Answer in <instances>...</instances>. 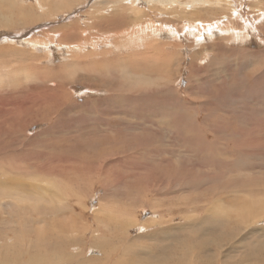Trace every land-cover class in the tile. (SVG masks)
<instances>
[{
  "label": "rangeland",
  "instance_id": "rangeland-1",
  "mask_svg": "<svg viewBox=\"0 0 264 264\" xmlns=\"http://www.w3.org/2000/svg\"><path fill=\"white\" fill-rule=\"evenodd\" d=\"M20 1L0 0V264L95 256L113 226L151 264H264V0Z\"/></svg>",
  "mask_w": 264,
  "mask_h": 264
},
{
  "label": "bare ground",
  "instance_id": "bare-ground-1",
  "mask_svg": "<svg viewBox=\"0 0 264 264\" xmlns=\"http://www.w3.org/2000/svg\"><path fill=\"white\" fill-rule=\"evenodd\" d=\"M23 1V0H22ZM22 1H20V2H22ZM39 1V3H41L42 4V2L40 1V0H38ZM124 1V0H123ZM136 1H138V0H136ZM183 1V0H182ZM195 1V0H194ZM134 2H135V0H134ZM218 2V1H217ZM216 2V3H217ZM19 3V2H18ZM24 3V2H23ZM132 3V2H131ZM130 3V9L132 10V8H131V5H135L136 4V2H135V4H131ZM138 3H139V1H138ZM260 3V2H259ZM21 4V3H20ZM122 4V3H121ZM128 4V3H127ZM252 4V3H251ZM110 5V4H109ZM112 5V4H111ZM123 5H124V3H123ZM188 5V4H187ZM191 5V4H190ZM235 5V4H234ZM41 6V5H40ZM132 6V7H133ZM136 6H137V4H136ZM255 7V6H254ZM126 8H127V6H126ZM9 9V8H8ZM140 9V8H139ZM235 9V8H234ZM253 10V9H252ZM117 11V10H116ZM260 11V10H259ZM105 13V12H104ZM99 14V13H98ZM263 14V13H262ZM262 20V19H261ZM8 23H10V22H8ZM145 23V22H144ZM160 25V24H159ZM263 25V24H262ZM112 26V25H111ZM119 26V25H118ZM153 26V25H152ZM151 26V27H152ZM41 27V26H40ZM136 27V26H135ZM134 27V28H135ZM165 27H166V25H165ZM191 27V26H190ZM155 28V27H154ZM153 28V29H154ZM132 29V28H131ZM142 29V28H141ZM171 29V28H170ZM93 30V29H92ZM134 30V29H133ZM164 30V29H163ZM94 31V30H93ZM132 31V30H131ZM142 31H143V29H142ZM71 32V31H70ZM97 32V31H96ZM87 33V32H86ZM97 34V33H96ZM112 34V33H111ZM117 34V33H116ZM130 34H132V33H130ZM129 34V35H130ZM136 34V33H135ZM125 35V34H124ZM176 35V34H175ZM225 35V34H224ZM246 35V34H245ZM146 36V35H145ZM121 37V36H120ZM140 37V36H139ZM151 37V36H150ZM33 38V37H32ZM155 38V37H154ZM223 38V37H222ZM225 38V37H224ZM85 39V38H84ZM105 39V38H104ZM121 39V38H120ZM144 39V38H143ZM152 39V38H151ZM8 40V39H7ZM83 40V39H82ZM155 40V39H154ZM222 39L220 38V41H221ZM79 41V40H78ZM111 41V40H110ZM152 41V40H151ZM102 42V41H101ZM39 43V42H38ZM225 43V42H224ZM73 44V43H72ZM77 45V44H76ZM85 45V44H84ZM152 45H153V43H152ZM78 46H79V44H78ZM83 47V46H82ZM32 48V47H31ZM79 48H81V47H79ZM9 49V48H8ZM38 49V48H37ZM51 50V49H50ZM38 51V50H37ZM33 52V51H32ZM46 52V51H45ZM74 53V52H73ZM72 53V54H73ZM233 54V53H232ZM82 55V54H81ZM45 56H46V54H45ZM48 56V55H47ZM90 56V55H89ZM217 56V55H216ZM234 56V55H233ZM256 56V55H255ZM259 57V56H258ZM69 58V57H68ZM152 58V57H151ZM172 58H173V56H172ZM256 58V57H255ZM72 59V58H71ZM76 59V58H75ZM216 59V58H215ZM67 60V59H66ZM95 60V59H94ZM212 62V61H211ZM16 63V62H15ZM30 63V62H29ZM248 63V62H247ZM49 65V64H48ZM47 69V68H46ZM190 71V70H189ZM257 72V71H256ZM36 73V72H35ZM71 74V73H70ZM264 74V73H263ZM8 75V74H7ZM65 76V75H64ZM246 77V76H245ZM27 78V77H26ZM4 79V78H3ZM39 79V78H38ZM14 80V79H13ZM28 80V79H27ZM15 81V80H14ZM2 83V82H1ZM4 84V83H3ZM93 84V83H92ZM257 84V83H256ZM46 87V86H45ZM62 88V87H61ZM80 88V87H79ZM250 88V87H249ZM84 89V88H83ZM85 89H87V88H85ZM82 90V89H81ZM73 92V91H72ZM84 92H86V91H84ZM60 93V92H59ZM71 93V92H70ZM83 93V92H82ZM56 94V93H55ZM3 95V94H2ZM78 95V94H77ZM64 96V95H63ZM66 96V95H65ZM77 98V97H76ZM61 100V99H60ZM62 101V100H61ZM86 103V102H85ZM231 103V102H230ZM229 104V103H228ZM247 104V103H246ZM61 105V104H60ZM53 106V105H52ZM256 106H258V105H256ZM37 107V106H36ZM54 107V106H53ZM58 107V106H57ZM61 107V106H60ZM254 107V106H253ZM70 108V107H69ZM62 109V108H61ZM73 110V109H72ZM69 112H70V110H68ZM72 112V111H71ZM74 112V111H73ZM97 112V111H96ZM66 113V112H65ZM72 115V114H71ZM79 121V120H78ZM73 122V121H72ZM209 122V121H208ZM32 124V123H31ZM65 125V124H64ZM204 126H206V125H204ZM30 127V126H29ZM179 128V127H178ZM213 128V127H212ZM45 134H46V132H44ZM31 136V135H30ZM31 138V137H30ZM37 140V139H36ZM213 144V143H212ZM258 144V143H257ZM72 146V145H71ZM216 147V146H215ZM194 148V147H193ZM209 149V148H208ZM52 150V149H51ZM26 151V150H25ZM36 151V150H35ZM261 151V150H260ZM27 152V151H26ZM49 152V151H48ZM257 155V154H256ZM259 157H260V155H259ZM189 159V158H188ZM261 160V159H260ZM243 165H245V163L243 164ZM100 167V166H99ZM103 167V166H102ZM219 167V166H218ZM215 168H216V166H215ZM15 171V170H14ZM259 171V170H258ZM13 172V171H12ZM3 174H5V173H3ZM22 174V173H21ZM231 175V174H230ZM234 175V174H233ZM233 175H232V177H233ZM243 175V174H242ZM256 175V174H255ZM96 176V175H95ZM100 177V176H99ZM257 178V177H256ZM242 180V179H241ZM262 180V179H261ZM33 182V181H32ZM236 182V181H235ZM3 183V182H2ZM85 183H86V181H85ZM103 183V182H102ZM4 184H5V182H4ZM261 185V184H260ZM10 186V185H9ZM257 186V185H256ZM7 187V186H6ZM2 188V187H1ZM12 188H14V187H12ZM9 189V188H8ZM16 189V188H15ZM21 189V188H20ZM3 190V189H2ZM193 190V189H192ZM250 192H253L251 189H248ZM170 193V192H169ZM239 194V193H238ZM249 194H252V193H249ZM211 195V194H210ZM246 195V194H245ZM244 195V196H245ZM88 196V195H87ZM253 197V196H252ZM258 198H260L262 201H260V202H257V203H255V204H253V205H255L259 210H261L259 213L260 214H262V216H264V197H258ZM253 200V199H252ZM221 201V200H220ZM236 201H239V200H236ZM199 202V201H198ZM233 202H235V201H233ZM252 203V202H251ZM8 204V203H7ZM10 204H11V202H10ZM222 204V203H221ZM148 205V204H147ZM231 205V204H230ZM241 205V204H240ZM9 206V205H8ZM7 206V207H8ZM150 206V205H149ZM167 206V205H166ZM243 206V205H242ZM158 208V207H157ZM245 208V210H244V216L246 217V218H252L251 217V212H248L247 211V209L248 210H250L251 208H252V206L250 205V204H248V206L247 207H244ZM43 210V209H42ZM143 210V209H142ZM153 210V209H152ZM211 211V210H210ZM216 211V210H215ZM95 212V211H94ZM154 212V211H153ZM194 213V212H193ZM210 213V212H209ZM71 214V213H70ZM73 214V213H72ZM94 215V214H93ZM151 215V214H150ZM189 215V214H188ZM156 216V215H155ZM78 217V216H77ZM96 217V216H95ZM201 217V216H200ZM34 218V217H33ZM55 218H56V216H55ZM75 218H76V216H75ZM94 218V217H93ZM166 218V217H165ZM260 218V217H259ZM66 219V218H65ZM97 219V218H96ZM96 219H94V220H96ZM184 219V218H183ZM188 219V218H187ZM54 220V219H53ZM77 220H79V219H77ZM98 220V219H97ZM123 220V219H122ZM171 220V219H170ZM80 221V220H79ZM181 221V220H180ZM6 222V221H5ZM68 222V221H67ZM149 222V221H148ZM172 222V221H171ZM177 222V221H176ZM240 222L242 223V220H240ZM19 223V222H18ZM49 223H51V222H49ZM112 223V222H111ZM121 223V222H120ZM143 223V222H142ZM142 223H139V225H138V227L140 226V227H146V225L145 224H142ZM145 223V222H144ZM152 223V222H151ZM177 223H179V222H177ZM252 223V222H251ZM69 224V223H68ZM148 224H150V223H148ZM147 224V225H148ZM153 224V223H152ZM164 224V223H163ZM257 224V223H256ZM259 224V223H258ZM261 224V223H260ZM60 225V224H59ZM78 225H80V224H78ZM87 225H89V224H87ZM95 225V224H94ZM243 225V224H242ZM1 226V225H0ZM4 226H6L5 224H4ZM18 226V225H17ZM55 226V225H54ZM57 226V225H56ZM68 226V225H67ZM66 226V227H67ZM70 226V225H69ZM132 226H133V224H132ZM162 226H164V225H162ZM168 226V225H167ZM210 226V225H209ZM213 226V225H212ZM241 226V225H240ZM261 226V225H260ZM33 227V226H32ZM58 227V226H57ZM116 227H118V226H113V227H105V232H106V234H107V244H105L104 245V248L103 247H101V246H99V245H92V243H93V240H92V236H93V233L91 234V236H89V237H87V239H89L90 240V245L91 246H93V247H95L97 250H96V255L94 256V255H92V256H90V257H86V255H85V257H82V258H79L78 259V257H80L81 255H84V252L86 251V249L87 248H82V249H78L77 251V253H73V255L72 256H70V257H68V258H63L62 256H64V255H62V256H56V258H55V260L54 261H52L51 263H49V264H56V263H59L60 261H61V263L60 264H134L133 262H135L136 264H138V263H141V262H144L145 264H151V263H149V261L152 259V256L153 255H151V251H152V249H149L148 251H144V252H141V249H136L135 248V246H134V241L133 240H137V238H135V237H132L131 235H130V231H131V229H129L130 228V226L128 227V226H126L125 227V232L123 231V228L122 227H118L120 230H118L117 232H116V234H115V230H116ZM136 227V226H135ZM134 227V228H135ZM139 227V228H140ZM149 227H151V226H149ZM153 227V226H152ZM165 227V226H164ZM242 227V226H241ZM255 227V226H254ZM253 227V228H254ZM6 228V227H5ZM65 228V227H64ZM68 228V227H67ZM73 228V227H72ZM84 228H85V226H84ZM92 228V227H91ZM155 228V227H154ZM210 228H212V227H210ZM250 228V227H249ZM263 228V227H262ZM79 229V228H78ZM81 229V228H80ZM86 230L85 231H87L89 228H85ZM93 229H94V227H93ZM196 229V228H195ZM255 229H257V227L255 228ZM122 230V231H121ZM137 230V229H136ZM139 230V229H138ZM145 230V229H144ZM147 230H149V229H147ZM151 230V229H150ZM249 230V229H248ZM250 230H252L251 228H250ZM66 231H68V230H66ZM78 231V230H77ZM17 232V231H16ZM78 232H80V231H78ZM91 232V231H90ZM102 232V231H101ZM132 232V231H131ZM161 232H164L162 229H160V230H155V231H152L150 234H152V235H155L156 233H161ZM5 233V232H4ZM30 233V232H29ZM65 233V232H64ZM103 233V232H102ZM21 234V233H20ZM137 234V233H136ZM68 235V234H67ZM87 235V234H86ZM90 235V234H89ZM145 235H147L146 233H145ZM237 235V234H236ZM26 236H27V234H26ZM25 236V237H26ZM49 236V235H48ZM80 236V235H79ZM135 236V235H134ZM139 236V235H138ZM140 236H143V235H140ZM230 236V235H229ZM229 236H227V237H229ZM233 236V235H232ZM238 236V235H237ZM241 236V235H240ZM239 236V237H240ZM52 237V236H51ZM60 238H62L63 237V235H61V236H59ZM57 238V239H60V238ZM94 237H95V235H94ZM103 237V236H102ZM131 237L133 238V239H131ZM82 238V237H81ZM139 238H141V237H139ZM235 239H234V241L236 240V238L237 237H234ZM19 239V238H18ZM64 239H65V237H64ZM219 239H220V237H219ZM232 239V238H231ZM56 240V239H55ZM86 240V239H85ZM173 240V239H172ZM240 240V239H239ZM9 241V240H8ZM54 241V240H53ZM145 241V240H144ZM163 241V240H162ZM225 241V240H224ZM45 242V241H44ZM148 242V241H147ZM159 242H161V240L159 241ZM218 242V241H217ZM220 242V241H219ZM228 242H230L229 240H228ZM227 242V243H228ZM231 242H233L232 240H231ZM237 242V241H236ZM59 243H61V242H59ZM66 243H68V242H66ZM65 243V244H66ZM162 243V242H161ZM164 243V242H163ZM225 243V242H224ZM63 244V243H62ZM71 244V243H70ZM147 244V243H146ZM254 244V243H253ZM59 245V244H58ZM68 245V244H67ZM140 245V244H139ZM142 245V244H141ZM223 245V243L220 245V246H222ZM224 245H226L227 246V244H224ZM138 246V245H137ZM27 247V246H26ZM52 247V246H51ZM65 247V246H64ZM74 247V246H73ZM148 247V246H147ZM151 247V246H150ZM224 247V246H223ZM70 248V247H69ZM77 248V247H76ZM94 248V249H95ZM181 248V247H180ZM216 248H217V246H216ZM31 249V248H30ZM36 249V248H35ZM34 249V250H35ZM38 249V248H37ZM45 249V248H44ZM61 249H62V247H61ZM185 249V248H184ZM218 249H219V247H218ZM217 249V250H218ZM223 249V248H222ZM226 249V248H225ZM235 249V248H234ZM66 250H68V249H66ZM26 251V250H25ZM29 251V250H28ZM44 251H46V250H44ZM43 251V252H44ZM57 251V250H56ZM201 251V250H200ZM219 251V250H218ZM249 251V250H248ZM22 252H24V251H22ZM47 252V251H46ZM49 252V251H48ZM62 252V251H61ZM151 252V253H150ZM187 252H189V251H187ZM240 252V251H239ZM36 253V252H35ZM56 253V252H55ZM237 253V252H236ZM45 254V253H44ZM70 254V253H69ZM91 254V253H90ZM242 254V253H241ZM37 255H40V254H37ZM187 255V254H186ZM40 256H42V255H40ZM51 256V255H50ZM49 256V257H50ZM88 256V255H87ZM190 256H191V254H190ZM35 257V256H34ZM28 258V257H27ZM31 258V257H30ZM37 259V258H36ZM129 261H128V260ZM13 261H15V260H13ZM225 263L224 264H242V260H241V258H237V259H234V260H232V261H229V262H227V260L224 258V260H223ZM20 263V262H19ZM35 263V262H34ZM33 263V264H34ZM39 263V262H38ZM204 263V262H203ZM207 263V262H206ZM263 263H264V260H263ZM30 264H32V262L30 263ZM165 264H183L182 263V261H181V258H180V256L178 255L177 257H175L174 259H172V260H169V261H167ZM220 264H223L222 262L220 263ZM254 264H256V262L254 263Z\"/></svg>",
  "mask_w": 264,
  "mask_h": 264
}]
</instances>
